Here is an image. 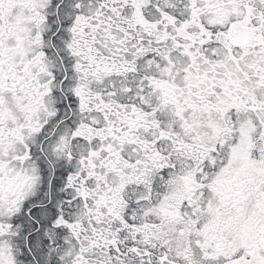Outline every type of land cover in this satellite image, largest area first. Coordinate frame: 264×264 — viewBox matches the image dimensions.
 <instances>
[{
  "label": "snow or ice",
  "instance_id": "1",
  "mask_svg": "<svg viewBox=\"0 0 264 264\" xmlns=\"http://www.w3.org/2000/svg\"><path fill=\"white\" fill-rule=\"evenodd\" d=\"M0 264H264V0H0Z\"/></svg>",
  "mask_w": 264,
  "mask_h": 264
}]
</instances>
